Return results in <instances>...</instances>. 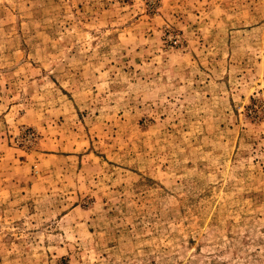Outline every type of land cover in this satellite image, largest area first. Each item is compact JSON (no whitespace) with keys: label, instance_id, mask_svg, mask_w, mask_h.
<instances>
[{"label":"rangeland","instance_id":"374dc122","mask_svg":"<svg viewBox=\"0 0 264 264\" xmlns=\"http://www.w3.org/2000/svg\"><path fill=\"white\" fill-rule=\"evenodd\" d=\"M0 264H264V0H0Z\"/></svg>","mask_w":264,"mask_h":264}]
</instances>
